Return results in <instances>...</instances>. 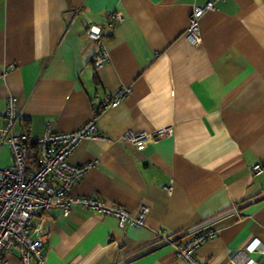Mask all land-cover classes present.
<instances>
[{
	"label": "crops",
	"instance_id": "0c3cea01",
	"mask_svg": "<svg viewBox=\"0 0 264 264\" xmlns=\"http://www.w3.org/2000/svg\"><path fill=\"white\" fill-rule=\"evenodd\" d=\"M208 2L191 42L189 16ZM113 12L123 21L104 27L108 61L95 68L86 30ZM9 98L22 117L16 131L34 139L47 125L76 132L96 114L100 138L68 157L89 165L70 194L148 210L144 227L122 229L83 207L53 211L44 264H187L156 246L154 231L170 236L209 219L217 235L198 250L204 264H236L252 241L264 249V0H0V130ZM166 127L170 136L144 146L124 141L128 130ZM11 163L2 146L0 167ZM5 262L22 264L16 250Z\"/></svg>",
	"mask_w": 264,
	"mask_h": 264
},
{
	"label": "built area",
	"instance_id": "2783aa9c",
	"mask_svg": "<svg viewBox=\"0 0 264 264\" xmlns=\"http://www.w3.org/2000/svg\"><path fill=\"white\" fill-rule=\"evenodd\" d=\"M212 8L213 3L208 2L203 7H195L191 12L187 27V38L191 42L199 41V21L203 14ZM113 20L117 23L122 22V13H110L103 27H90L86 30V35L97 44L91 60L95 68L108 61L102 36L104 27L109 28ZM127 92L128 90H121L108 97L102 110L116 107ZM21 118L16 99L9 98L6 102L4 126L0 130V148L7 146L12 159L10 166L0 167V264H6L5 256L12 250L17 251L22 264H29L31 261L44 264L43 221L51 217L53 211H60L67 216L74 206H79L112 217L120 229L126 225L145 226L148 212L146 208L141 209L137 215H132L125 208L107 204L99 198L76 197L70 194L72 186L83 177L89 165H71L68 163V157L81 141L100 138L96 114L76 132L57 133L47 125L42 135L36 139L27 132L16 131ZM171 134V127L151 134L128 130L124 134V141L141 147L150 140ZM260 172L261 164L250 169L252 176ZM237 209L238 207L234 206L231 212ZM212 221L213 219L202 221L187 231L170 236L154 231L157 240L155 245L171 246L176 257L187 264H204L198 258V250L217 235L209 226ZM259 245V241H252L245 250L235 254L233 261L236 264H264V249H260ZM255 252L259 253L260 260L250 258L249 255Z\"/></svg>",
	"mask_w": 264,
	"mask_h": 264
}]
</instances>
